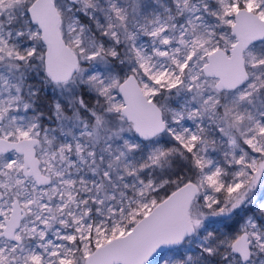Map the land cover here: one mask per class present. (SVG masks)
Here are the masks:
<instances>
[{
	"label": "snow or ice",
	"instance_id": "6c2138e0",
	"mask_svg": "<svg viewBox=\"0 0 264 264\" xmlns=\"http://www.w3.org/2000/svg\"><path fill=\"white\" fill-rule=\"evenodd\" d=\"M0 264H264V0H0Z\"/></svg>",
	"mask_w": 264,
	"mask_h": 264
}]
</instances>
